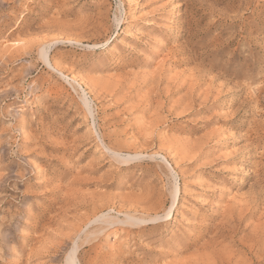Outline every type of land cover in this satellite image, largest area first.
Wrapping results in <instances>:
<instances>
[{"label": "rangeland", "instance_id": "obj_1", "mask_svg": "<svg viewBox=\"0 0 264 264\" xmlns=\"http://www.w3.org/2000/svg\"><path fill=\"white\" fill-rule=\"evenodd\" d=\"M42 44L93 98L107 143L157 160L112 157ZM160 68L161 89L199 70L197 103L211 80L222 92L170 116L188 86L154 97L153 83L139 87ZM164 156L180 187L170 216L110 226L78 263L264 264V0H0V264H65L103 213L163 215Z\"/></svg>", "mask_w": 264, "mask_h": 264}, {"label": "bare ground", "instance_id": "obj_2", "mask_svg": "<svg viewBox=\"0 0 264 264\" xmlns=\"http://www.w3.org/2000/svg\"><path fill=\"white\" fill-rule=\"evenodd\" d=\"M120 14V13H119ZM115 21L117 23V25H120L123 23L124 18L121 16H117L115 18ZM71 43H76L78 45H82L83 43H81V41L78 40H68ZM19 43V42H18ZM17 45V44H16ZM43 45V44H42ZM84 46V45H83ZM29 47V46H28ZM88 47V45H87ZM6 48V47H5ZM23 48V47H22ZM26 48V47H25ZM30 48V47H29ZM28 50V49H27ZM50 46L49 45H43L40 50H39V56L42 59V61L49 67L51 68L53 71L57 72L58 74H60L64 79L67 80V82L77 91V95H79L80 100L83 103V107L85 108L87 114L89 115V117L93 120V128L96 131V133L98 134V137L101 141V143L103 144V147L112 155V157L119 163V162H124L127 164H131V163H135V162H141L145 159H155L157 160L158 156L160 155V153H155V154H147L141 151H122L116 147H113L112 145H110L109 143H107L106 141V133L102 127V125H100V123L97 121V110L95 107V102L93 100V98L91 97V95L89 94V92L87 91V89L78 81H76L75 79L69 78L68 75H64V73L62 71H60V69L58 68L57 64H55L51 57H50ZM26 51V50H25ZM200 64V63H199ZM164 67V65H163ZM198 67V66H197ZM163 68L157 69L155 71H153L150 75L148 76L149 78L144 79V81H142V83L140 84V88L142 86H147L151 83L152 86L150 87V93H151V97L155 94L154 89L157 88L158 92H162L164 89V91H166L168 93V96L171 95L173 92V85H176V83L179 81V87L177 86L178 90L180 89H184L185 86H188V96L185 99V97H181L178 99L177 102L174 103V105H172L171 107H169L167 111V113L170 116H174V114L176 115H180V114H184L186 116V114H193L195 112H198L199 110L203 111L207 108V104H209V98L210 95L214 96V92L216 91L218 93V95L221 94V90L217 91L215 89V85L213 83V81L211 80V82L209 83V85L207 86L208 90L206 93H208L209 98L208 100H203L200 103H197V98L195 96L196 94V90L204 83L203 80V75L200 74L199 70L197 71H191V73L189 74L188 77L184 78V79H180L177 76L173 77L172 79L168 80V84L167 87L162 88L161 89V84L164 83V80L166 79V74H163L162 71ZM166 69V68H165ZM144 75V74H142ZM166 80V81H167ZM165 81V82H166ZM172 81H175V83L172 85ZM177 81V82H176ZM97 86V85H96ZM100 87V86H99ZM102 87V86H101ZM130 87V86H129ZM163 87V86H162ZM249 88V87H248ZM119 89V88H118ZM258 90V89H257ZM250 91V90H249ZM204 92V91H203ZM260 92H262L260 90ZM259 93V92H258ZM127 94V93H126ZM166 96V93H164ZM214 94V95H213ZM207 95V96H208ZM216 96V95H215ZM250 96V95H249ZM220 97V96H219ZM216 98V97H215ZM239 98V97H238ZM246 98V97H245ZM257 98H259L257 96ZM123 99V98H122ZM152 99V98H151ZM167 100V99H165ZM250 100V99H249ZM165 102V101H163ZM237 102V101H236ZM235 100L233 99L231 101V104H235L236 103ZM255 102V101H254ZM259 102V101H257ZM162 103V102H161ZM134 106V105H133ZM261 109V108H260ZM149 110V109H147ZM144 111V110H143ZM200 111V112H201ZM259 111V110H258ZM205 112V111H204ZM263 112V111H262ZM153 113V112H152ZM157 114V113H156ZM198 114V113H195ZM167 115V114H166ZM233 115V114H232ZM183 116V115H181ZM163 118V117H162ZM154 119H156L154 121ZM153 119V123L152 121H150L153 125L158 124L159 122L163 121L160 118L156 117ZM148 120V119H146ZM151 120V119H150ZM149 122V123H150ZM147 123V122H146ZM164 123V122H163ZM232 128L235 127V123L233 122L230 125ZM229 127V126H228ZM239 128V127H238ZM153 130V129H152ZM254 130V129H253ZM216 134V133H215ZM153 133L152 132H145L141 134V138L144 141V143H146V145L153 143L156 139L152 136ZM246 135H249V130L246 131ZM140 137V136H139ZM234 137V136H233ZM257 137V136H256ZM172 140V139H171ZM184 141V140H182ZM202 142V141H201ZM190 143V142H189ZM200 143V142H199ZM125 144V143H124ZM137 144V143H136ZM143 144V143H142ZM188 144V143H187ZM182 145V144H181ZM249 145V144H248ZM257 146V145H256ZM182 147V146H181ZM252 147V146H251ZM245 148V147H244ZM254 149V148H253ZM252 149V150H253ZM248 151V150H247ZM187 152V151H186ZM204 153V152H203ZM188 153H186L184 157H195L192 155H187ZM195 154V153H194ZM204 155L201 154L200 157ZM197 159V156H196ZM234 160V159H233ZM232 159H230L229 161L233 162ZM163 162L166 164V166H169V161L168 158L166 156H164V160ZM170 168V173H171V178L169 179V191H170V195L172 197V205L169 209H166L163 215H160L159 213H155L152 215H146V216H137L136 214H132V213H125L122 215V217H115L113 216L110 212L108 213H103L100 216L96 217V219L94 221H98L96 223H98V225L95 228H88L86 229L85 233H83V235H81L80 237H78V239L75 241L74 246L72 248V250L69 252V254L67 255L66 258V263L65 264H79L78 263V258H77V252L79 250V248L81 247L82 244L85 243H90L91 241L97 240L98 238H100V236L106 232V230L108 228H110V226L116 224V223H120V224H127L130 226H134V227H140V226H144L146 224H155L157 222H161L163 219H165L166 217L170 216L171 212H173V208L178 200V196H179V182L177 180V175L174 173V171L176 172L175 169H173L171 166H169ZM149 197V196H148ZM102 206V205H101ZM100 207V206H99ZM99 209V208H98ZM93 213V212H92ZM118 214V213H117ZM119 216V214H118ZM94 217V216H93ZM94 221H92V223H94ZM117 224V225H118ZM77 236V235H76Z\"/></svg>", "mask_w": 264, "mask_h": 264}]
</instances>
